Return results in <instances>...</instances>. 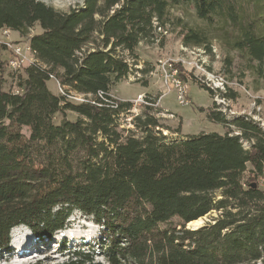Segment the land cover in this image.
Returning a JSON list of instances; mask_svg holds the SVG:
<instances>
[{
	"label": "trees",
	"instance_id": "obj_1",
	"mask_svg": "<svg viewBox=\"0 0 264 264\" xmlns=\"http://www.w3.org/2000/svg\"><path fill=\"white\" fill-rule=\"evenodd\" d=\"M186 2L199 18L220 16L236 26L233 46L264 62V30L256 29H264V0H83L66 11L42 0H0V29L25 37L36 59L5 89L7 48L0 43V251L8 249L11 228L23 224L49 238L78 210L101 226L104 240L58 264H100L96 254L107 264H264L258 121L210 109L208 118L228 130L168 141L144 110L132 119L139 134L118 130L132 102L111 89L135 74L130 57L137 61V46L166 30L170 6ZM34 25L40 31L30 34ZM180 35L185 45L207 47L191 27ZM50 79L61 93L48 88ZM210 212L218 214L186 228Z\"/></svg>",
	"mask_w": 264,
	"mask_h": 264
},
{
	"label": "rangeland",
	"instance_id": "obj_2",
	"mask_svg": "<svg viewBox=\"0 0 264 264\" xmlns=\"http://www.w3.org/2000/svg\"><path fill=\"white\" fill-rule=\"evenodd\" d=\"M42 1L64 11L83 2V0ZM247 5L248 12H251L253 5L251 3ZM194 8L193 4L188 2L171 5L170 23L166 25V30L158 29L161 33L157 35L154 42L144 43L143 41L137 46V61L130 57V65L136 71H134L135 74L119 81L111 89V95L117 100L132 102L129 112L122 113L119 118L118 130L119 132L121 130L122 135L127 134L128 130L139 134L132 119L142 114L144 110L157 118L159 125L154 130L166 136L168 141L184 139L187 135L198 134L202 131L223 133L228 130V126L208 118L207 112L210 109L218 110L228 117L233 114H244L264 127V62L258 63L250 59L243 50L233 46V40L237 34L236 26L220 16H214L211 22L199 18ZM185 26L202 32L207 38V47L185 45L182 40L183 35H180ZM256 29L264 30L259 24ZM29 31L33 34L39 32L40 28L34 25ZM0 40L5 43L10 42L11 45L20 43L26 61L25 65L30 64L28 62L32 57L25 50L28 45L25 37L12 30L8 33L0 31ZM9 55V50L2 51L3 58ZM140 69L147 71L142 73ZM170 69H174L175 79L182 80L184 93H188L187 104L178 103L174 89L161 95L167 89L163 83V73ZM205 72L222 78L224 82L222 92L215 93L206 83L202 82L201 75ZM20 73H22L21 69L7 68L4 88L12 87L13 89L16 84L14 77ZM202 84L211 90V94ZM47 85L53 93H61L57 80L50 79ZM225 93L229 95L225 97ZM72 94L69 97L74 101L84 99L82 95ZM138 95H143L144 101L138 100ZM146 105L151 108H145ZM64 115L68 119L76 117V114L71 111H66ZM62 118L61 114H56L55 121L59 122ZM22 131L28 134L26 127ZM236 131L233 128L232 133H237ZM216 214L218 213H207L201 217V223L210 221V218ZM199 224L189 223L186 228ZM100 231L101 226L96 224L91 216L78 210H73L66 219L64 228L49 238H38L29 227L23 224L17 225L9 232L8 249L0 251V264L38 262L58 264L67 259L69 252L80 246L84 248L93 246L98 249V242L104 240L100 236ZM94 261L107 264L99 254L94 256Z\"/></svg>",
	"mask_w": 264,
	"mask_h": 264
},
{
	"label": "built area",
	"instance_id": "obj_3",
	"mask_svg": "<svg viewBox=\"0 0 264 264\" xmlns=\"http://www.w3.org/2000/svg\"><path fill=\"white\" fill-rule=\"evenodd\" d=\"M9 28H3L0 31H2V33H8L9 32ZM0 43L4 44L5 47L7 48V50L10 51V55L7 56V65L10 69L12 70H18L20 68H22L26 61L24 58V54L22 53V46L19 44H15V45H11L9 44L10 42H4L0 40ZM10 49H9V48ZM27 52H29L31 54V57L28 63H33L36 59H35V55L33 53V50L31 49V47L28 45H26V49ZM160 63L165 64V62H161ZM139 75V74H137ZM163 83L164 85L167 87L166 91L163 92L164 95L167 91H169L170 89H174L176 92V99L178 101V103L180 104H187L188 103V99H187V94L188 93H184V87H182V80H177L174 78V69H170L169 71L165 70L163 73ZM59 90L62 92V88L60 87L59 83ZM211 91V90H210ZM138 100L140 101H144L143 100V95H138ZM147 103V101H146Z\"/></svg>",
	"mask_w": 264,
	"mask_h": 264
},
{
	"label": "bare ground",
	"instance_id": "obj_4",
	"mask_svg": "<svg viewBox=\"0 0 264 264\" xmlns=\"http://www.w3.org/2000/svg\"><path fill=\"white\" fill-rule=\"evenodd\" d=\"M201 76H202V82L206 83L210 87V89L215 91V93L217 91L220 92L221 89H224V82H223L222 78L215 77V76H213V74H210L209 72H205ZM201 222H202L201 218H198L194 221L191 220L189 223H193V224H199L200 223L201 224ZM12 243H14V241H12Z\"/></svg>",
	"mask_w": 264,
	"mask_h": 264
},
{
	"label": "water",
	"instance_id": "obj_5",
	"mask_svg": "<svg viewBox=\"0 0 264 264\" xmlns=\"http://www.w3.org/2000/svg\"><path fill=\"white\" fill-rule=\"evenodd\" d=\"M190 221H191V220H190ZM190 221H187V222H186V227H188ZM202 225H203V223H201V224L198 225V226H193V227L191 226V227H192L191 229L197 228V227L202 226Z\"/></svg>",
	"mask_w": 264,
	"mask_h": 264
}]
</instances>
